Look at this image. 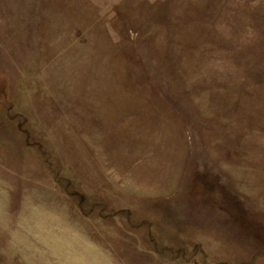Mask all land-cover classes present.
I'll return each instance as SVG.
<instances>
[{
    "label": "rangeland",
    "instance_id": "obj_1",
    "mask_svg": "<svg viewBox=\"0 0 264 264\" xmlns=\"http://www.w3.org/2000/svg\"><path fill=\"white\" fill-rule=\"evenodd\" d=\"M0 264H264V0H0Z\"/></svg>",
    "mask_w": 264,
    "mask_h": 264
}]
</instances>
